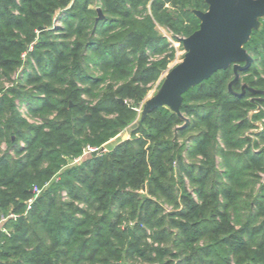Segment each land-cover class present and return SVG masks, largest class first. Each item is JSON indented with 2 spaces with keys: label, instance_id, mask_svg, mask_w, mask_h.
Listing matches in <instances>:
<instances>
[{
  "label": "trees",
  "instance_id": "obj_1",
  "mask_svg": "<svg viewBox=\"0 0 264 264\" xmlns=\"http://www.w3.org/2000/svg\"><path fill=\"white\" fill-rule=\"evenodd\" d=\"M205 1L0 0V216L17 215L0 264H264V127L245 135L264 119V100L248 117L264 97V19L232 92L229 67L182 94L187 121L135 109L172 60L157 28L190 36Z\"/></svg>",
  "mask_w": 264,
  "mask_h": 264
},
{
  "label": "water",
  "instance_id": "obj_2",
  "mask_svg": "<svg viewBox=\"0 0 264 264\" xmlns=\"http://www.w3.org/2000/svg\"><path fill=\"white\" fill-rule=\"evenodd\" d=\"M206 11H193L199 20V29L181 39L186 51L183 60L171 68L165 76L161 92L146 104L144 114L168 105L180 117L182 94L207 80L220 70L232 67L234 79L228 90L239 79V74L250 68L253 58L243 48L258 20L264 18V0H206ZM96 21L104 18L96 9ZM39 30H43L39 28ZM244 86L242 87L243 90ZM252 93L261 92L250 90ZM120 102H122L120 100ZM135 128V127H134ZM129 131V129L127 130ZM127 136L124 134L123 139ZM101 147L93 156L104 152Z\"/></svg>",
  "mask_w": 264,
  "mask_h": 264
},
{
  "label": "rangeland",
  "instance_id": "obj_3",
  "mask_svg": "<svg viewBox=\"0 0 264 264\" xmlns=\"http://www.w3.org/2000/svg\"><path fill=\"white\" fill-rule=\"evenodd\" d=\"M97 3H93L90 7H95V9H99V7L96 6ZM97 12V11H96ZM261 19H264V18H261ZM258 20V26L257 28L260 27V20ZM63 24H62V21L60 20V25L57 26V27H61ZM53 28V27H52ZM158 32H159V35H162L164 36L168 43H169V48H168V51L167 53H170L171 50L173 51L172 52V60L167 64L166 68L162 71V73L159 75V78L152 82V83H149L146 87H147V93L144 97V99L139 102L138 104H135V109L137 111V114H138V117H141V116H144V111H145V107H146V104L148 102H150L151 100H154L155 98H157V96L159 95V93L161 92V89H162V85H163V82L165 80V76L166 74L168 73L167 70L169 71L171 68H173L174 66H176L178 63H180L182 60H183V57L186 53L183 45H182V42H181V39L185 38V37H181V36H173L171 32H169L168 30L164 29V28H161V27H158ZM53 41H55V39H53ZM31 47V46H30ZM31 48L28 50L30 51ZM159 57L156 56L152 59V61L158 59ZM31 64L29 65V69L28 71H32V70H37L38 67H37V64L35 62L34 59L30 60ZM26 67V66H25ZM18 76L19 74L17 73V75L15 74L13 76V80L14 82L17 81L18 79ZM234 79V76L233 78L227 83V88H228V85L229 83ZM8 86V84H7ZM244 86V84H242L241 82V78H240V83L239 85L235 88V91L238 92L239 89ZM252 90V89H250ZM249 90V91H250ZM230 91L232 92V86H231V89ZM254 91H258V92H261L259 90H254ZM256 95H263V92H261V94H256ZM248 100L250 102H253L255 104V107L250 110L248 112V117L251 119L252 116L257 113L258 111H260L263 107L262 105L258 102V101H261V100H264V97L262 96H252L250 98H248ZM182 104V103H181ZM161 107H165L167 108L169 111L172 112V110L170 109V107L168 105H164V106H161ZM159 108V107H158ZM21 113L25 112L26 109L25 108H22L21 110ZM179 112H180V108H179ZM179 118H183L187 121V117L183 116L181 113H180V117ZM252 123V128L248 129L246 132H245V135H247L248 137H250V141L252 140H256V134H259L260 131L262 130V128L264 127V119H251L250 121ZM138 125V121H135L133 124H131L126 130H124L121 134H119L118 136L114 137L113 139H111L110 141H108L106 144H104L102 147L106 150H111L115 145L119 144L121 141L123 140H127V139H130L131 138V133L130 132H127V130L129 129V131H132L134 129V127L136 128ZM182 127V126H181ZM126 135L127 137L125 139H123V135ZM175 141H177V143H181L183 141V138H177L175 139ZM258 141L259 143V147H264V142H260V140H256ZM4 147V146H3ZM200 158V157H198ZM191 161V160H190ZM187 162V159L186 161ZM77 162H74L72 163L71 165L73 164H76ZM221 162L218 161V168H222ZM261 185L264 184V174H261V181H260ZM191 186L190 184L187 183V189L188 190H191ZM63 193V192H62ZM142 195H146V192L142 191L141 192ZM192 193V191H191ZM62 195V194H61ZM193 197L196 199L195 195L192 193ZM63 199H66V195L65 197H62ZM162 207L164 208V211L165 213H168V212H171L172 208L168 205H162Z\"/></svg>",
  "mask_w": 264,
  "mask_h": 264
},
{
  "label": "built area",
  "instance_id": "obj_4",
  "mask_svg": "<svg viewBox=\"0 0 264 264\" xmlns=\"http://www.w3.org/2000/svg\"><path fill=\"white\" fill-rule=\"evenodd\" d=\"M60 25V18H58L57 16L54 17L53 19V22H52V27H57ZM31 47L28 48V50L30 49ZM25 55L26 53H24L22 55V58L24 59L25 58ZM168 72V70H167ZM94 151H97V149H93V148H87L85 151H84V155H88V154H92ZM77 161V160H76ZM74 161V162H76ZM43 191V188L40 189V188H37V187H33L31 193H32V196L29 197L26 201H25V209H24V212H23V215L25 216L31 209L32 207V204L33 202L35 201V199L42 193ZM62 197H65V193L63 192L62 193ZM15 219L17 218V215L13 214V213H8L7 215H1L0 216V235L2 236H5V237H10V231L4 227V223L6 222V220L8 219Z\"/></svg>",
  "mask_w": 264,
  "mask_h": 264
}]
</instances>
